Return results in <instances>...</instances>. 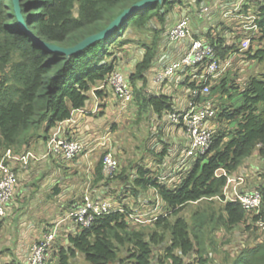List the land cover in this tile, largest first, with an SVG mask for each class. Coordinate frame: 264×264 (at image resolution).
I'll list each match as a JSON object with an SVG mask.
<instances>
[{
    "label": "trees",
    "instance_id": "1",
    "mask_svg": "<svg viewBox=\"0 0 264 264\" xmlns=\"http://www.w3.org/2000/svg\"><path fill=\"white\" fill-rule=\"evenodd\" d=\"M137 1L21 0V6L36 36L69 48L105 29ZM177 4L182 5L183 0L155 2L127 17L105 39L66 56L39 46L23 30L15 0H0V153L7 149L18 154L25 152L33 139L46 138L50 129L85 108L91 90L101 97V90L95 88L104 83L111 71L120 69L123 51L131 48L143 53L126 77L134 100L142 109H151L159 116L172 111L167 95H151L147 89L148 73L157 58L167 16ZM237 13L254 16L258 32L244 53L249 60L264 63V0H247ZM208 38L219 58L235 49L234 44L226 48L220 36ZM200 69L187 70L194 73ZM225 82L223 79L212 86L209 95L200 96L199 100L227 91ZM188 86L194 88L197 83L191 81ZM238 93L243 104L220 109L208 152L187 159L178 171V184L161 182L156 172L144 164L137 165L134 177L127 174L130 166H125L109 178L103 173V152L94 168L92 188L109 187L121 180L135 197L154 190L162 202V211L151 220L152 224L132 225V211L122 205L121 210L98 217L91 226L78 227L69 234L67 242L57 247V259L50 264H76L78 256L87 264H215V230L230 232L245 224L246 230L264 232V227L257 224L264 223V181L252 188L262 194V204L256 212L245 211L237 199L225 201L224 193L228 176L234 175L254 153L264 161V73L249 76ZM229 123H234L232 128ZM42 126L45 130L41 133ZM165 154V149L155 153L158 163ZM222 170L226 175L220 174ZM215 197L218 200H213ZM214 203L218 205L215 209L211 208ZM191 205H197V209L190 221L182 212ZM259 239L249 248L239 247L232 258L226 254L227 261L264 264V233Z\"/></svg>",
    "mask_w": 264,
    "mask_h": 264
},
{
    "label": "crops",
    "instance_id": "2",
    "mask_svg": "<svg viewBox=\"0 0 264 264\" xmlns=\"http://www.w3.org/2000/svg\"><path fill=\"white\" fill-rule=\"evenodd\" d=\"M235 6L236 0H201L198 4L194 0H183L182 5L177 4L173 8V11L167 16L165 31L159 45L157 58L151 71L148 73L149 86L147 91L149 94L167 95L170 99L172 111H180L188 107L191 99V88L188 84L191 81H197L191 76L192 72L189 70L182 71L181 81L179 83L174 82L170 78H167L161 83H155L154 81L155 74L163 66L178 60L188 48V39L172 42L167 37L168 31L179 17L183 14H188L190 17L192 36L194 38L207 41L209 39L208 37L220 36L224 39L226 48H229L233 44L235 45V49L231 51L232 53L227 52L224 58H221V56L219 58L221 61L228 60L234 52H237L239 40L243 38L240 32L242 26L248 24L242 18L235 16L236 13L232 11ZM202 7L208 9L199 14ZM218 15L220 16L219 18ZM192 17L196 18L195 21L192 20ZM245 51L237 52L232 58L231 64L218 76L209 80V86L211 88L212 86L218 85L223 79H226V88L224 89L227 91L218 93L219 97L218 94L214 98L209 97L215 106L220 107V109H228L230 107L238 108L243 104V97L238 93V89L243 88L247 79L245 74L243 75L241 72L248 64V61L253 62L248 59V55L244 53ZM120 54H122V51L118 52L117 56ZM142 54V51L135 48L127 49L125 53L123 51V56L120 58V69L118 70L122 71L128 77L134 65L140 61ZM235 62H238V65ZM186 78H189L187 80L189 82L186 81ZM239 78L241 80L240 83H236V80ZM99 86L95 89H98ZM229 86H231V89ZM98 90L102 92L101 97H97L94 91L91 90L85 108L74 111L69 120L64 123H59L50 129L46 134V138L36 137L33 139L27 148L26 151H31L38 158L32 159L27 169L20 168L22 170H19V172L16 171L18 182L14 195L6 206L4 218L0 219V231L10 230L8 234H0V264H25L31 244L43 237L46 232L56 228L55 239L49 252V255L51 254L49 264L54 262L57 247L67 242V236L69 234L77 231L78 227L73 220L66 218V214L70 209V205L80 201L85 192H88L93 197H107L112 199V201L115 200V195L117 203H113L117 208L122 209V205H126L123 201L125 200L124 197L129 196L127 194L129 190L127 192V187L121 180L113 182L109 187L101 186L92 188L94 168L100 158V150L102 152L105 150L112 152L119 162V172L126 166L125 161L121 162L123 161L121 155H117L113 148L110 149L112 145L110 138L111 132H106L107 128L99 132L97 131L98 127L103 128L102 124L105 120H111L113 124L115 120H149V125L154 127L155 132L158 130V134L161 137L160 140H154V145L160 146L162 150L165 149L166 154L159 163L157 160L154 163L150 162L152 165L148 166V168L156 172L157 178L161 182H167L168 184L180 183L178 171L185 161H187L188 158L184 160L185 153L190 148V141L184 128L172 124L168 120V112L159 116L151 109H142L134 98L130 104L131 107L134 106L132 110L129 105L126 108H122L108 87L103 86ZM217 102L219 106L216 104ZM216 125L217 123L213 122L214 129ZM229 125H234V123H229ZM114 128L115 125H112L111 129L114 130ZM44 130L45 126L41 130V133ZM54 133H57L59 139H78L82 141L85 145L84 151L74 160L70 161L53 153L47 154L48 143ZM102 134H106L109 138V143L105 147V150L104 148H100L98 142L95 140L97 135L101 136ZM153 138L155 139L154 136ZM115 147L118 148L119 146L116 145ZM137 150L139 152L143 150L141 153L142 156L144 150L146 152L150 151L153 156L155 153H158L153 152V149H150V147H140ZM256 157V153H254L251 159L249 158L242 165L239 169V175L245 176L246 173L254 174L259 172L257 171L258 158ZM137 165L134 164V166ZM127 166H130L127 169V174L134 177L136 168L133 164ZM260 179L262 178L254 176L253 180H249L253 181V184L249 188L240 189L250 190L257 183L264 181H260ZM147 193L153 194L154 196L148 199L146 192L137 197L130 194L131 197L133 196L137 200L135 203L138 204V208H141L140 204L143 206L146 204V206L150 207L151 204L149 205V202L152 203V199L155 200L156 197L158 199L156 201H161L154 190ZM158 206L161 212L162 204L159 202ZM141 209L144 210L143 208ZM14 220L17 221L14 223ZM239 250L238 248L236 252L229 250V252L224 253L223 261L220 264H230V261H227L228 257L226 254L229 253V258H232ZM212 251L213 255H215V252H219L218 250ZM214 262L218 263L216 261V255Z\"/></svg>",
    "mask_w": 264,
    "mask_h": 264
},
{
    "label": "built area",
    "instance_id": "3",
    "mask_svg": "<svg viewBox=\"0 0 264 264\" xmlns=\"http://www.w3.org/2000/svg\"><path fill=\"white\" fill-rule=\"evenodd\" d=\"M247 0H236V6L233 13L240 17L248 24H244L241 29L243 35L239 40L237 52L247 50L250 46L251 37L258 32L254 22L253 15H243L237 13L239 8ZM208 8L202 7L200 13L207 11ZM232 13V14H233ZM167 37L172 42L189 40L188 48L185 53L173 63L167 64L161 68L154 76L155 83H161L167 78L173 79L174 82L181 81L182 71L189 67L201 68L191 76L196 79L197 86L190 89L191 99L188 107L180 111H170L167 114L168 120L184 128L190 141V148L185 153V158L205 155L213 141L214 127L213 122L218 116V110L214 102L205 98L199 100V97L208 95L210 92L209 80L218 76L232 62V58L237 52H234L228 60L221 61L217 56L215 48L207 41H203L192 36L190 17L183 14L170 27ZM232 53V52H231ZM108 87L114 95L115 100L122 108H126L133 101V88L129 84L126 76L119 70H113L106 77L103 86ZM100 148H104L109 143V138L105 134L97 136L95 139ZM85 145L78 139H59L57 133L52 135L49 143L47 154L53 153L63 157L65 160H74L84 151ZM102 168L103 173L113 178L119 169V162L111 151H103ZM31 151L15 153L7 149L0 161V218L6 214V206L12 199L17 185V168L27 169L32 159H37ZM186 162V161H185ZM221 175H226L224 170L220 171ZM234 183L230 191L225 194V200L237 199L241 206L247 212H256L262 204V194L258 189L241 190L239 187L244 184V176H228L227 184ZM229 195V196H228ZM117 208L110 198L93 197L88 192L82 196L81 200L70 205L66 214L67 219L73 220L77 227L86 228L96 220V218L109 215ZM131 217V215H130ZM260 227H264L263 222H257ZM56 235V228L46 232L43 237L34 241L28 251L25 264H48L49 251L51 250Z\"/></svg>",
    "mask_w": 264,
    "mask_h": 264
},
{
    "label": "rangeland",
    "instance_id": "4",
    "mask_svg": "<svg viewBox=\"0 0 264 264\" xmlns=\"http://www.w3.org/2000/svg\"><path fill=\"white\" fill-rule=\"evenodd\" d=\"M194 1H196V0H194ZM219 17L220 16L218 15V18ZM195 19H196L195 17H192L193 21H195ZM235 64L238 65V62H235ZM234 67H236V66H234ZM241 73L243 75L245 74L246 79H248L247 77H249V76L264 73V63H257L256 61H253V62L248 61V64L244 67V70ZM240 81L241 80L239 78L236 80V83H238V82L240 83ZM229 88L231 89V86H229ZM218 97H219V94H218ZM216 104L218 105V102ZM133 107H131V110L133 109ZM217 110L219 113L220 107H218ZM214 122L216 123L215 120H214ZM149 123H150V121L145 120V119L144 120H115L114 124L111 123V120H105L102 124L103 128L98 127L97 131L99 132V131H102L104 128H107L106 132H109V133L111 132L110 138H111V144L112 145H111L110 149L113 148V150L116 152L117 155L118 154H119V156L121 155V159L123 160L121 162L125 161L126 166L132 165V164H133V166H134V164H136V165L137 164H144L148 167V166L152 165V163H154V161L156 160L155 156H153V154H151L150 151L146 152L145 150H144V154L142 156L141 153L143 150H141L139 152L137 150V148H140V147L141 148H144V147L149 148L150 147V149H153L152 150L153 152H159V151L161 152V150H162V148L160 146H157L156 144L154 145V143H155L154 140H160L161 139L160 135L158 134L159 131L157 130V132H155L154 127L150 126ZM112 125H115L114 130L111 129ZM232 126L233 125H229V128H232ZM41 130H43V128ZM151 135H153L155 137V139L154 138L152 139L153 136H151ZM114 141H116V142L114 143ZM116 145H118L119 147L116 148L115 147ZM5 152L0 153V161L3 157V155L5 154ZM101 153H103V152L100 150L99 156L102 155ZM256 156H257V154H256ZM256 158H258V156ZM253 160H254V158H253ZM150 162H152V163H150ZM134 167L136 168L137 166H134ZM19 170H22V169H20V168L16 169V171H18V172H19ZM119 170H120V166H119V169L116 172V174L120 173ZM257 171H259V172L254 173V174H251V173L247 174L246 173V175L244 176V184L242 186H240L239 188H249L253 184V181H249V180H253L254 176L255 177H261V178H262V176H264V161L261 162L259 160V158H258V164H257ZM134 172H136V171H134ZM232 176H240L239 170L235 171L234 175H232ZM17 179H18V177H17ZM262 180H263V178L260 179V181H262ZM232 185H234V183H230V185L226 184V187L224 188L225 194H226V192L228 193L230 191ZM127 194H129V196L124 197L125 200L123 201V203H126V207L130 208V210L133 212V213H131L132 215L129 218V222L132 225H136V224L149 225L152 222L151 220L156 219V216H158L157 214L160 213V208H159L158 204H159V202H160V204H162L161 201H159V202L156 201V200H158L156 195H155L156 199L155 200L152 199L153 200L152 203L149 202V205L151 204L150 207L146 206V204H144V206L142 204H140L141 208L144 209V210H142L141 208L137 207L138 204L135 203L137 200H135V198H133V196L131 197V195H130L131 193H127ZM146 194H147L146 196L148 199H149V197L152 198V196H154L153 194H150V193L149 194L146 193ZM114 198H115V200L112 201V199H111V202L115 203L117 200L115 195H114ZM213 200H218V198L215 197ZM228 200H230V199L226 198L225 201H228ZM197 205L188 206L186 209L183 210L182 215L191 221L192 213L197 209ZM217 206L218 205H216V203L211 204V208L215 209V207H217ZM135 213H136V215H135ZM0 219H2V218H0ZM16 221L17 220H14V223ZM145 228L149 229L150 226H145ZM259 230H254V231L246 230L245 224L235 226L230 232H225L222 229L215 230L214 231V240H216V245L214 246V249L219 251V252H215L216 261L218 262V263H216V262L215 263L216 264L222 263L224 253L229 252V250L230 251L233 250L234 252H236V250L239 247L240 248H245V247L249 248L250 246H253L255 244V242L260 240L259 238H261V236L264 233V232H260ZM1 231H3V230H1ZM1 231H0L1 235H5V234L10 233L9 229L4 230L3 232H1ZM256 236H260V237L256 238ZM215 255H213L214 259H215ZM50 256H51V254L48 257V261L50 260ZM75 263L76 264H87L82 256H78V258L75 260Z\"/></svg>",
    "mask_w": 264,
    "mask_h": 264
},
{
    "label": "water",
    "instance_id": "5",
    "mask_svg": "<svg viewBox=\"0 0 264 264\" xmlns=\"http://www.w3.org/2000/svg\"><path fill=\"white\" fill-rule=\"evenodd\" d=\"M162 1L163 0H139V1H137L136 3L131 5L130 7L123 10V12L120 15H118L105 29L101 30L98 33H95L93 35L88 36L83 41H81L78 44H76L75 46L69 47V48L61 47V46L54 45V44H49V43L43 41L38 36H36L33 33V31H31V29L27 23V20L25 19V16L23 15L21 0H15V4H16V10H17L18 18L22 23L23 30L25 32H28L30 35H32L35 38V40L39 46H41L47 52H50V53H59V54H63L66 56H70L72 54H75V53H78V52L84 50L85 48L92 45L93 43L108 37L110 34H112L114 29L117 26H119V24L121 22H123L127 17L137 13L140 10L147 8L148 6H150L151 4H153L155 2H162Z\"/></svg>",
    "mask_w": 264,
    "mask_h": 264
},
{
    "label": "bare ground",
    "instance_id": "6",
    "mask_svg": "<svg viewBox=\"0 0 264 264\" xmlns=\"http://www.w3.org/2000/svg\"><path fill=\"white\" fill-rule=\"evenodd\" d=\"M50 252V251H49Z\"/></svg>",
    "mask_w": 264,
    "mask_h": 264
}]
</instances>
